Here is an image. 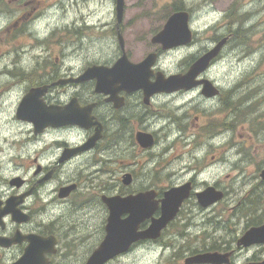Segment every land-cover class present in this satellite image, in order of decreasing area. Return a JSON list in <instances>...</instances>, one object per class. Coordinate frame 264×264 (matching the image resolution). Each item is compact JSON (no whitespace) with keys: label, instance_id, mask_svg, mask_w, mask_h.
<instances>
[{"label":"flooded vegetation","instance_id":"obj_1","mask_svg":"<svg viewBox=\"0 0 264 264\" xmlns=\"http://www.w3.org/2000/svg\"><path fill=\"white\" fill-rule=\"evenodd\" d=\"M38 4L40 17L32 19L31 11H22L5 29L37 34L40 21L47 35L55 29L69 31L63 0ZM54 13L56 20L48 23L46 18ZM91 23L81 15L73 29ZM191 29L189 43L164 50L146 42L134 59L121 26L115 24L123 47L112 43V56L77 71L67 62L64 43L55 59L45 43L44 53H36L40 42L15 44V57L0 67V77L9 80L8 90L25 85L22 94L0 93V264H87L100 247L104 260L98 264H264V236L241 242L248 231L264 225V123L245 121L260 114L248 115L257 101L245 90L242 74L225 84L215 70L230 45L242 44L232 43L234 29L216 38L208 27L191 23ZM222 38L221 49L192 77L189 89L147 94L131 89L121 80L129 75H122L104 93L96 91L97 79L69 80L92 65L110 67L124 53L134 63L155 54L150 81L157 72L184 75ZM169 54L176 57L173 70L162 66ZM204 81L211 83L212 94L206 93ZM38 87H44L43 94H27ZM19 107L31 111V119L19 116ZM71 110H81L90 125L66 123ZM99 128L100 137L82 148ZM235 129L237 140L230 144L229 138L215 154L213 141ZM257 129L254 142L246 131ZM2 131L7 133L1 136ZM148 134L151 146L138 139ZM230 145L235 149L230 151ZM183 185H188V194L157 237L137 239L125 251H119L122 243L103 244L109 216L105 198L151 192L147 204L157 201V208L139 223L140 232L161 215L163 201L173 203L172 194H166ZM208 187L221 196L205 205L197 195ZM127 216L123 212L120 218ZM205 253L221 257L215 262L196 260Z\"/></svg>","mask_w":264,"mask_h":264},{"label":"rangeland","instance_id":"obj_2","mask_svg":"<svg viewBox=\"0 0 264 264\" xmlns=\"http://www.w3.org/2000/svg\"><path fill=\"white\" fill-rule=\"evenodd\" d=\"M38 1L42 4L53 0L0 1V67L15 57V44L20 43L22 37H27L29 43L40 42L51 46L48 48V53L51 54L52 59L61 53L60 44H66L67 48L63 53L68 54L70 60L67 62L75 71L82 69L90 61L113 55L111 44L117 43L115 0H67V4L63 0V5H68L71 24L68 32L62 33L60 29H55L51 35H47L40 21L36 24L37 34L28 33V30L15 32L13 28L5 29L6 24H13V17L22 11H31L32 19L40 17L42 6H38ZM175 2L191 14L192 25L210 28L214 38L224 36L234 29L235 33L231 36L232 43L242 46L228 47L226 56L215 69L216 76L220 82L231 84L242 74L245 90L252 91V98L255 97L257 101L255 110L248 115L253 117L260 114L258 118H248L245 121L264 123V0H125L124 16L120 26L126 45L132 49L134 59L144 51L146 42H151L152 35L164 26L173 12L172 7ZM25 3L28 5L24 6ZM81 15L93 23L88 26L83 24L82 30L76 31L73 29V23L79 20ZM56 16V13L48 16L47 22H54ZM45 44L39 46L36 53H44ZM6 49L11 52L5 53ZM175 58L173 54L164 56L162 66L173 70L176 64ZM8 82L9 80L0 77V93L24 92L25 85H18L8 90L5 87ZM238 131L239 129L231 130L228 137L215 139L214 153L217 154L229 138L230 144L237 140ZM246 132L252 135L254 142L258 141V129ZM6 133L2 131L1 136ZM234 149L235 147L230 145V151ZM210 154L209 151L207 156ZM215 179L214 177L213 180Z\"/></svg>","mask_w":264,"mask_h":264},{"label":"water","instance_id":"obj_3","mask_svg":"<svg viewBox=\"0 0 264 264\" xmlns=\"http://www.w3.org/2000/svg\"><path fill=\"white\" fill-rule=\"evenodd\" d=\"M125 0H115L116 11V24L119 25L124 15ZM190 14L186 10H178L172 12L167 18L164 26L156 34L151 37V42L154 44H160L162 49H172L180 45H185L191 41V29L189 25ZM226 38H222L216 43L215 47L195 61L184 75L172 74L164 76L161 72H157L156 78L150 81L149 78L153 74L152 66L156 61L154 53L148 54L143 60L138 63L129 61L124 53L118 58L112 66L92 65L87 67L79 76L70 78L72 81H84L89 79H97L96 91L108 92L107 87L110 83H115V78L122 75H129V79H121L122 82L128 84L131 89H143L147 94H153L157 92H172L178 89H189L192 87V77L203 69L208 61L215 57L218 51L221 49ZM117 41L123 47L124 40L120 32L117 33ZM207 94H212L211 83L204 81ZM215 90V89H214ZM44 87L31 88L27 94H43ZM211 91V92H209ZM18 115L31 119V111H25L21 107L18 109ZM89 118L80 110L69 111L66 114V123L76 124L81 127H87L90 125ZM100 137V128L96 130V133L85 143L82 148H89ZM141 144L145 146H151L153 144V138L151 135H138V139ZM129 176V175H127ZM261 177L264 178V169H262ZM127 180L129 178L127 177ZM188 185H183L179 188H174L166 195L172 194L173 203L165 200L162 205L161 215L153 219L149 227L143 231L138 232L139 223L151 216L153 211L157 208V201L147 204L146 198L152 197L151 192L138 193L125 198L112 197L105 198L104 201L109 209V216L107 219L106 231L107 235L104 240V245H110L115 243H122L124 245L119 251H125L131 242L137 239L155 238L160 234V231L172 220L178 210L183 197L188 194ZM199 201L205 205L217 200L221 194L213 187H208L201 193H198ZM128 213V216L121 219L122 213ZM122 231H125L121 236ZM264 236V225L259 228H254L248 231L241 242H245L247 237ZM104 248L100 247L95 250L89 257L87 264H98L104 260L102 256ZM221 257L218 253H205L196 256L197 261L201 262H215Z\"/></svg>","mask_w":264,"mask_h":264},{"label":"trees","instance_id":"obj_4","mask_svg":"<svg viewBox=\"0 0 264 264\" xmlns=\"http://www.w3.org/2000/svg\"><path fill=\"white\" fill-rule=\"evenodd\" d=\"M1 1V0H0ZM183 10L176 2L173 4L172 11Z\"/></svg>","mask_w":264,"mask_h":264},{"label":"bare ground","instance_id":"obj_5","mask_svg":"<svg viewBox=\"0 0 264 264\" xmlns=\"http://www.w3.org/2000/svg\"><path fill=\"white\" fill-rule=\"evenodd\" d=\"M21 39H22L21 42H26V43H28V41L26 40V39H28L27 37H22Z\"/></svg>","mask_w":264,"mask_h":264}]
</instances>
